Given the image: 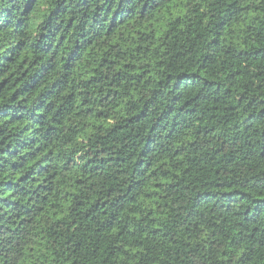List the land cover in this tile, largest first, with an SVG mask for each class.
I'll return each mask as SVG.
<instances>
[{
    "label": "trees",
    "instance_id": "16d2710c",
    "mask_svg": "<svg viewBox=\"0 0 264 264\" xmlns=\"http://www.w3.org/2000/svg\"><path fill=\"white\" fill-rule=\"evenodd\" d=\"M0 264H264V0H0Z\"/></svg>",
    "mask_w": 264,
    "mask_h": 264
}]
</instances>
